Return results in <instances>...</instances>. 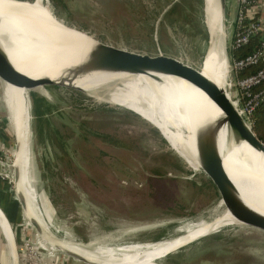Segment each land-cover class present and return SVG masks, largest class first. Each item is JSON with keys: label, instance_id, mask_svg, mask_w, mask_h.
Masks as SVG:
<instances>
[{"label": "rangeland", "instance_id": "rangeland-1", "mask_svg": "<svg viewBox=\"0 0 264 264\" xmlns=\"http://www.w3.org/2000/svg\"><path fill=\"white\" fill-rule=\"evenodd\" d=\"M48 1L56 15L83 24L101 36L107 33L113 41L122 37L135 46L160 47L190 64L201 65L206 36L204 0ZM230 5L226 22L228 53L233 30ZM169 17L176 20L170 21ZM132 50L142 49L134 47ZM206 60L207 56L205 63ZM205 63L200 67L202 70ZM46 84L48 87L58 86L50 91L64 116L74 124H84V127L78 125L83 135H72L69 140L78 166L73 165L65 154L60 140L55 144L47 138L48 142L37 140L35 144V127H30L35 116L29 110L26 118V145L28 152L30 150L34 155V185L40 199L39 208L57 237L62 240L66 232L79 243H90L92 248L119 246L147 239L157 241L175 235L181 220H194L199 216L209 218L206 212L216 205V201L206 187L200 186L202 172L192 169L172 150L153 122L124 107L97 101L80 90L52 81ZM2 88L3 84L1 94ZM230 92L235 100L234 91L231 89ZM1 94L0 120L3 122L1 114L8 116V126L16 131ZM53 122L64 126L60 119L55 118ZM0 130H5L1 124ZM161 132L164 134L165 130ZM94 133L106 134L110 138L104 140ZM112 137L123 143H112ZM2 145L0 160L4 164L0 161V184L4 186L0 187V203L3 207L9 203L6 208L15 213L18 208L9 185L11 173L8 170V167L12 169L14 149L11 147L8 159V152L3 151ZM229 155L237 162L234 154ZM22 165L27 191L25 163ZM20 220L17 219L15 235L16 239L20 236L17 241L20 243L19 264H26L29 260L27 252L33 249L29 248V251L24 243L33 237L46 249L34 250L41 252L37 264H84L67 260L51 250L25 221ZM5 243L0 229V264H9ZM169 258L175 264H264V234L238 225H226L184 245Z\"/></svg>", "mask_w": 264, "mask_h": 264}, {"label": "bare ground", "instance_id": "bare-ground-1", "mask_svg": "<svg viewBox=\"0 0 264 264\" xmlns=\"http://www.w3.org/2000/svg\"><path fill=\"white\" fill-rule=\"evenodd\" d=\"M54 15L48 0H41L39 4L0 0V44L5 47L15 66L32 79H41L43 86L38 89L45 88L48 81L64 86L73 85L83 89L97 101H107L141 114L163 132L165 130L164 134L171 142L179 136L182 147L180 151L186 161L199 167L193 156V129L197 126L206 129L213 125L214 117L222 114L208 94L193 81L158 74L147 69L143 75L107 71L95 50L97 42L76 36L77 32L66 28ZM222 21L224 22V19ZM223 22L219 21L215 28L216 40L207 54L203 72L229 89L230 66L226 59L227 29ZM17 32L19 34H16ZM8 34L11 35L9 41L3 40L4 35ZM18 35L21 37H17ZM1 80L11 124L22 143L21 151L16 155V162L21 165L22 171L21 187L31 212L46 228L52 230L54 228L39 208L40 199L34 185V155L32 151L28 152L26 145L28 136L26 118L30 110L28 92L16 87L12 77ZM169 128L172 132H169ZM219 141L227 169L234 180L242 183L240 185L244 197L249 198L246 197L247 203L264 212L263 153L246 141L235 144L227 125L221 126ZM171 146L177 149L176 145ZM229 154H234L237 162H234ZM243 156L249 157L254 167L250 168L241 158ZM23 163L27 191L24 185ZM249 186L255 187L256 193L248 190ZM221 206L222 201L206 212L211 218L210 221H205L203 216L194 220H181L178 222L175 235L157 241L147 239L119 246L101 245L92 248L90 243H79L65 232L62 242L66 248L104 264H155L150 261L162 257L167 252H174L188 242L215 233L223 226L238 223L227 209L221 215L219 213ZM0 229L13 264H17L15 236L1 210Z\"/></svg>", "mask_w": 264, "mask_h": 264}, {"label": "water", "instance_id": "water-1", "mask_svg": "<svg viewBox=\"0 0 264 264\" xmlns=\"http://www.w3.org/2000/svg\"><path fill=\"white\" fill-rule=\"evenodd\" d=\"M229 3H231L230 7L232 8V1L230 0H204L206 36L203 54L201 57V65L203 62H205V58L213 47V43L216 40L215 28H217L219 21L223 22L222 20L224 19L223 24L226 27L228 12L227 7ZM240 8L241 0H235L232 8L233 23L237 21ZM54 16L58 20L62 21L66 28L77 32L78 34L76 36L86 37L87 39H91L97 42L96 46H94L95 50L101 57L107 71H123L132 75H143L145 74V70L147 69L151 72H156L158 74L176 76L188 81H193L208 94L212 101L221 110L222 114L221 116L214 117L213 125L208 126L206 129L198 128V126L193 129V156L199 164V167H195L192 164H189L188 161H186L185 156H183V153L180 151L182 150V147H180L181 142L179 136L172 139L171 142V140H168L167 137L161 132L158 127L154 125L153 126L159 131L161 136L168 143V145H170L172 150H174L178 154V156L185 161L188 166H190L194 170H200L202 172L201 181L208 190L210 196L216 201V205H218L220 201L223 202V206H221V208L219 209L220 214L223 215L225 209H227L230 214L238 221V223L229 225H238L244 228L257 230L264 234V212L251 207L247 203V196L244 197L245 194L242 191V187L240 185L241 182H239L238 180L236 181L231 177L227 169V165L225 164L224 156L221 152V145L219 141L221 126L227 125L229 127L235 144H238L242 141H246L255 149H257V151L262 152L264 155V142L259 139L253 127L247 122L246 118L240 112L237 106L236 99L234 100L232 94H230V83L229 89L221 86L214 78L203 72V70L200 68L201 65L200 67H198L193 64H190L188 61H185L182 58L176 56L175 54L161 49L160 47L156 49L151 45L145 44L135 46L134 43L128 42L122 37L119 38L117 41H113L107 33L106 35L102 34L101 36L99 33L92 31L88 27H85L83 24L73 22L70 19H67L66 17L56 15V13ZM16 34H19V32H17ZM4 36L5 37L2 38L3 40L5 39L9 41V38H11L10 34ZM17 37H21V35H18ZM104 39L108 41H104ZM134 47H138L142 50H132ZM226 59L227 63L230 66L229 75L231 82L234 75L232 73V63L230 54L228 53L227 40ZM7 77H12V81L16 85V87L27 90V96L30 102L31 115L34 116V101L32 97L33 93H38L43 96L47 101L57 104V99L55 100L50 89L56 88L58 86H45V88H40L41 90L38 89V87L43 86L42 80L32 79L27 73L19 70L12 62L9 53L7 52L5 47L0 44V78L5 79ZM67 86L69 88L85 92L83 89L77 86ZM34 123L35 122L31 120L30 127H32ZM169 132H172L170 128ZM13 133L14 150L12 155L13 163L10 186H12L11 189L13 198L22 215L23 221H25V224L36 235V237L43 241L51 250H53L60 256H64L67 260L72 259L76 263L84 264H104L101 263V261H93L91 260V258L77 251H73L69 248H66L63 245L64 243L62 242L61 237H57L56 233H53V231L46 228L37 219L35 214L31 212L30 207L25 198L23 189L21 187V165L16 162V155L21 151L22 143L21 141H19L20 137L16 133V131H13ZM36 141L37 135L35 144ZM171 145H176L177 149L173 148ZM241 158L246 161L245 163L249 165L250 168L254 167V164L248 159L249 157L245 158L243 156ZM247 189L256 193L255 187L250 188L249 186ZM0 210L4 214L8 223L11 225V229L13 230L14 226L10 221L9 217H7V215L3 212L4 210L1 206ZM210 219V217L206 219L204 218V220L207 222L208 220L210 221ZM15 235L16 234H14V236ZM16 241L17 240L14 237L16 260L17 264H19V247ZM180 248H177L176 251ZM174 252H167L162 257L152 259L150 262L155 264H169L167 262V259Z\"/></svg>", "mask_w": 264, "mask_h": 264}, {"label": "built area", "instance_id": "built-area-1", "mask_svg": "<svg viewBox=\"0 0 264 264\" xmlns=\"http://www.w3.org/2000/svg\"><path fill=\"white\" fill-rule=\"evenodd\" d=\"M256 2L257 1L255 0H241L239 16L237 21L234 23L232 30L233 41L231 43V47L234 49L240 48L249 43L254 35L264 30L263 21L257 19L255 15H252V11L257 10L254 9V4ZM231 63L234 77L230 82V88L234 91V97L240 112L246 118L247 122L253 127V113L264 104V87L256 90V88L261 87L264 84V42L262 43V47L260 49L244 58L231 60ZM251 66H258L259 70L254 74H250L242 78L238 77L239 71ZM2 146L4 148L3 151L8 152L4 145ZM7 158L9 159V153ZM8 170L12 174V169H10V167H8ZM24 244L26 249H33L31 252H27L29 260L26 264H37V262L41 259L39 257L41 252L34 250H40V248L43 250L45 248L34 237ZM32 255L34 257H32Z\"/></svg>", "mask_w": 264, "mask_h": 264}, {"label": "trees", "instance_id": "trees-1", "mask_svg": "<svg viewBox=\"0 0 264 264\" xmlns=\"http://www.w3.org/2000/svg\"><path fill=\"white\" fill-rule=\"evenodd\" d=\"M254 5H256V3ZM173 13L174 12H172V14ZM174 20L170 18V21H174ZM263 42H264V30L254 35L249 41V43L243 45L242 47L237 49L230 47L229 54L231 60L241 59L246 57L247 55L252 54L253 52H255L256 50L262 47ZM258 70H259L258 66L248 67L244 70L239 71L238 77L242 78L247 75L254 74ZM263 87L264 84L261 87L256 88V90L257 89L259 90ZM32 97L34 101V116H35L34 127L37 135V140L45 143L48 142L47 138H51V140L54 141L53 143L55 144L58 140H60V142L59 141L58 142L61 143L65 154L70 157L72 164L78 165L75 160L76 155L71 151L72 147L69 144V140L72 139V135H79V136L83 135L82 132L79 130L78 125L83 126L84 124L82 122H75V124L71 122V120L68 117L64 116V113L60 111V106L58 104L47 101L40 94L33 93ZM55 118L62 120L64 122L62 123L64 126L61 127L59 125H56L57 123L53 122ZM252 122H253L254 131L256 132L259 139L264 142V104L260 108L256 109V111L253 113ZM64 130L68 132L65 133ZM94 134L96 137L103 138L104 140L110 138L106 134H102V133H94ZM110 140H112V143L114 144L123 143V141L115 137H112ZM201 184L202 185L200 186L205 187L203 183ZM18 241L20 240L18 239ZM167 262L169 264H175L170 258L167 259Z\"/></svg>", "mask_w": 264, "mask_h": 264}, {"label": "crops", "instance_id": "crops-1", "mask_svg": "<svg viewBox=\"0 0 264 264\" xmlns=\"http://www.w3.org/2000/svg\"><path fill=\"white\" fill-rule=\"evenodd\" d=\"M230 1H232V8H233V5H234V1L235 0H230ZM232 8H231V11H232ZM254 9H257V10H253L252 11V15L254 16H256V18L257 19H260V20H262L263 21V23H264V0H258L257 2H256V5H254ZM232 25H234V23L232 24ZM232 41H233V38H232V40H231V43H232ZM1 86H2V84L0 85V94H1ZM3 95V88H2V94H1V97H2V99H3V103H4V105L6 106V101H5V98H4V95ZM6 110H7V112H8V109H7V106H6ZM1 116H2V121L3 122H1L0 121V124L2 125V126H4L5 127V130H4V132L3 131H1L0 130V145L1 144H3L4 145V147H5V149L8 151V153L10 152V149H11V147H13V144H14V133H13V130H11V127L10 126H8V124H7V119L6 118H8V116L7 117H5L4 116V114L2 115L1 114ZM9 120V119H8ZM6 131V132H5ZM5 136V137H4ZM7 136V137H6ZM10 154V153H9ZM10 185V184H9ZM4 185H1L0 184V187H3ZM11 187V186H10ZM5 191L7 192V189L5 188ZM0 194H2L1 193V190H0ZM14 199V198H13ZM14 202H15V200H14ZM15 204H16V202H15ZM5 205V207H3L2 206V204L0 203V206L2 207V209L6 212V214L7 215H9L8 217L11 219V221H12V224H13V226H14V229H13V232H14V234H16V232L18 231V229H17V223H19V222H17V219L19 220V219H21L20 221H22L23 220V218H22V215H21V213H20V211H19V209L18 210H16V212L14 213V212H9V210L6 208V207H8L10 204L8 203V204H4ZM16 208H18L17 207V204H16ZM19 212V213H18ZM17 229V230H16ZM18 239L20 240V236L18 235L17 236V241H18ZM16 241V242H17ZM18 244V247H19V243H17ZM5 247L7 248V246H6V243H5ZM7 250V252H8V259H9V264H13V259L10 257V253H9V251H8V248L6 249ZM6 250L4 251V252H6ZM1 251V250H0ZM59 256V255H58ZM0 257H1V255H0ZM11 258V259H10ZM12 262V263H11Z\"/></svg>", "mask_w": 264, "mask_h": 264}]
</instances>
